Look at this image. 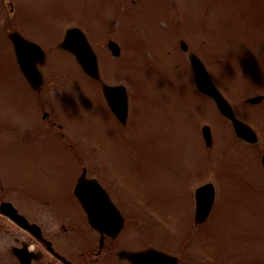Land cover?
Wrapping results in <instances>:
<instances>
[{
	"label": "rangeland",
	"instance_id": "obj_1",
	"mask_svg": "<svg viewBox=\"0 0 264 264\" xmlns=\"http://www.w3.org/2000/svg\"><path fill=\"white\" fill-rule=\"evenodd\" d=\"M95 17L107 23V28L98 27L90 38L99 55L101 79L110 85L123 84L128 91L130 117L124 133L104 109L98 88L57 49L67 28L79 19H89L92 25ZM9 30L20 32L46 51L43 97L52 90L58 96L54 99H61L63 90L52 87L63 86L69 90L63 94L79 99L78 110L72 113V121H79L74 139H69L73 147L85 145L102 169L111 154L123 147L133 149L131 153H151L149 161L138 165L141 175L127 167L122 171L126 185L132 183L138 192L141 182L152 199L175 198L190 207L189 190L212 182L216 200L206 223L208 249L199 252L197 259H204L202 264H264V171L260 164L264 100L254 106L244 102L264 95V0H0L1 197L18 202L23 214L31 217L38 215L31 193L63 189L76 162L51 140L41 155L30 149L28 157L14 151L16 137L11 132H19L18 122L30 114L21 101L29 90L14 63L6 38ZM108 39L120 46L119 59L107 51ZM180 39L202 61L235 115L255 131L256 145L235 139L230 123L199 95L187 55L179 49ZM53 105L46 106L45 111L52 112L45 121H40L38 109L32 121L39 123L36 134L44 132L43 126L53 119L65 123ZM203 125L211 129L210 147L201 138ZM192 206L191 200V211ZM246 244L250 245L246 256L236 251L233 261L224 262L226 246Z\"/></svg>",
	"mask_w": 264,
	"mask_h": 264
},
{
	"label": "flooded vegetation",
	"instance_id": "obj_2",
	"mask_svg": "<svg viewBox=\"0 0 264 264\" xmlns=\"http://www.w3.org/2000/svg\"><path fill=\"white\" fill-rule=\"evenodd\" d=\"M42 92L35 94L38 97L35 100L26 95L23 99L25 110H32V104H36L42 111V121H45L52 109L47 112L42 107L44 103L48 107L54 103L53 108L57 107L63 115L61 107L55 103L57 95L50 90L43 97ZM102 104L117 125L118 121L103 101ZM28 124L27 133L20 135L23 140L26 135L37 132L35 127L39 128V123L33 124L31 120ZM43 127L44 132L40 135H47L49 140L63 148L69 157L74 158L76 167L63 189H47L39 195H35V191L31 193L33 201L38 203L34 208L38 215L29 217L24 214V217L36 227L23 229L12 221L9 225L4 224L5 221L0 224L3 228L0 264H202L205 261L196 256L208 249L205 243L207 222L194 223V204L191 211L193 189L188 193L189 207L175 198L152 199L141 182L138 192L132 183H124L126 175L122 168H130L135 175H141L138 165L143 160L149 161L151 153H131L133 149L123 147L111 154L108 165L102 169L100 163H95L94 156L89 155L90 149L75 148L69 141L65 144L66 139H74V131L62 132L57 119ZM117 127L124 133L126 124ZM44 173L48 175V172ZM82 176L96 180L103 190L92 188L90 197L94 203L93 215L101 219L99 224L97 222L98 228L89 224L87 213L74 194V187ZM150 251L152 253L142 255ZM129 256L136 257L130 259ZM229 256L232 255L224 253L223 257ZM212 257L216 259V254L213 253Z\"/></svg>",
	"mask_w": 264,
	"mask_h": 264
},
{
	"label": "water",
	"instance_id": "obj_3",
	"mask_svg": "<svg viewBox=\"0 0 264 264\" xmlns=\"http://www.w3.org/2000/svg\"><path fill=\"white\" fill-rule=\"evenodd\" d=\"M74 29L67 31L64 41L61 43V47L73 53L81 66V68L90 76L97 78V63L96 58L93 55L91 49L86 45L84 40L73 41ZM8 37L14 47L16 60L18 66L28 82L30 84L37 85L41 82L40 74L36 69V64H41L44 59L43 52L34 43L26 41L18 33L10 32ZM181 48L186 51V45L181 42ZM109 48L113 52V55L118 54V48L116 44L109 43ZM192 70L194 73V81L197 89L208 95L216 104L220 113L225 116L234 128V132L237 137L243 139L247 143L254 144L257 142V136L254 131L243 122L235 118L230 105L225 101L222 95L217 91L214 85L211 83L202 63L194 55L189 57ZM104 96L106 101L116 115L118 119L123 121L127 113V98L125 88L122 86H103ZM263 99L262 96L253 97L248 100L249 103L257 104ZM202 136L207 146L211 145V134L209 127H202ZM261 162L264 166V154L261 158ZM90 186L87 182L80 180L76 186L75 194L79 198L84 210L88 214L89 221L91 223L101 222L98 216L93 215L94 203L90 200L92 193L89 192ZM214 201V190L212 184H206L199 187L195 191V222L201 223L208 217ZM98 227L97 225H95ZM152 251L144 253L149 254ZM136 256H129L133 258Z\"/></svg>",
	"mask_w": 264,
	"mask_h": 264
}]
</instances>
